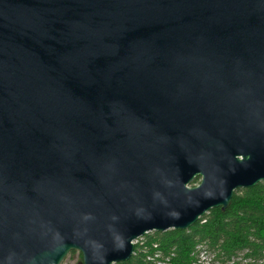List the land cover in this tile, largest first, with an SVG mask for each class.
Returning a JSON list of instances; mask_svg holds the SVG:
<instances>
[{
    "label": "water",
    "instance_id": "95a60500",
    "mask_svg": "<svg viewBox=\"0 0 264 264\" xmlns=\"http://www.w3.org/2000/svg\"><path fill=\"white\" fill-rule=\"evenodd\" d=\"M263 182L264 0H0V264L126 263Z\"/></svg>",
    "mask_w": 264,
    "mask_h": 264
},
{
    "label": "trees",
    "instance_id": "16d2710c",
    "mask_svg": "<svg viewBox=\"0 0 264 264\" xmlns=\"http://www.w3.org/2000/svg\"><path fill=\"white\" fill-rule=\"evenodd\" d=\"M201 254L211 264L264 263V182L238 190L225 212L214 209L187 231L146 235L122 264H205Z\"/></svg>",
    "mask_w": 264,
    "mask_h": 264
},
{
    "label": "rangeland",
    "instance_id": "374dc122",
    "mask_svg": "<svg viewBox=\"0 0 264 264\" xmlns=\"http://www.w3.org/2000/svg\"><path fill=\"white\" fill-rule=\"evenodd\" d=\"M195 184H192V187L198 186L200 184V180L199 181H195ZM210 258H212L211 256H208ZM202 260L205 261L204 256H202ZM81 261L79 254H75V255H69L67 257V259L63 262V264H78ZM239 262V260H237ZM240 263H245V262H240ZM206 264H210V263H206ZM250 264V263H249ZM264 264V263H261Z\"/></svg>",
    "mask_w": 264,
    "mask_h": 264
},
{
    "label": "built area",
    "instance_id": "2783aa9c",
    "mask_svg": "<svg viewBox=\"0 0 264 264\" xmlns=\"http://www.w3.org/2000/svg\"><path fill=\"white\" fill-rule=\"evenodd\" d=\"M142 239H143V238L137 240V241L135 242V246H136V245L138 244V242H139L140 240H142ZM202 256H204V254H201V255H200V257H201V260H200V261L206 264L207 262H205V261L202 260ZM204 258H205V260H207L206 256H204ZM208 261H209V263L211 264V260H210L209 258H208Z\"/></svg>",
    "mask_w": 264,
    "mask_h": 264
},
{
    "label": "flooded vegetation",
    "instance_id": "af4514ba",
    "mask_svg": "<svg viewBox=\"0 0 264 264\" xmlns=\"http://www.w3.org/2000/svg\"><path fill=\"white\" fill-rule=\"evenodd\" d=\"M199 180H201V178H197V179H196V181H199Z\"/></svg>",
    "mask_w": 264,
    "mask_h": 264
}]
</instances>
